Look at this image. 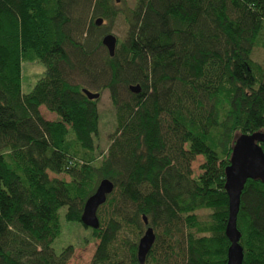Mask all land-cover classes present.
<instances>
[{"label":"trees","instance_id":"16d2710c","mask_svg":"<svg viewBox=\"0 0 264 264\" xmlns=\"http://www.w3.org/2000/svg\"><path fill=\"white\" fill-rule=\"evenodd\" d=\"M115 1L0 0V264H67L73 245L52 246L60 210L83 224L104 178L115 189L99 211L111 206L113 217L104 225L98 211L100 228L85 226L100 240L91 264H140L126 235L129 227L143 235L144 216L156 233L145 264H226L225 169L238 135L264 132V60L255 51H264V0H136L123 9ZM119 15L127 31L111 56L102 43L109 30L96 21ZM29 61L45 71L23 93ZM138 84L139 93L129 89ZM84 88L109 90L116 109L101 160L99 98ZM237 227L243 264H264V182L245 184Z\"/></svg>","mask_w":264,"mask_h":264},{"label":"water","instance_id":"95a60500","mask_svg":"<svg viewBox=\"0 0 264 264\" xmlns=\"http://www.w3.org/2000/svg\"><path fill=\"white\" fill-rule=\"evenodd\" d=\"M103 19L96 21L102 25ZM102 43L110 55L115 54L118 38L113 33H107L102 37ZM134 93H139L141 86L131 85L129 88ZM83 92L90 99H98L101 94L88 88ZM264 143V132L251 134H240L236 137L233 145L230 163L225 169V189L229 198V217L226 225V236L230 241L227 253L226 264H243L244 249L241 245V232L237 227V217L240 210L241 195L248 180H260L264 182V150L260 145ZM115 184L109 178L100 181L96 191L85 201L81 222L84 226L99 229L100 218L99 208L107 201L108 196L114 191ZM145 224L148 219L144 216ZM156 240V233L153 227L148 226L138 242L137 258L140 264H145L146 258Z\"/></svg>","mask_w":264,"mask_h":264},{"label":"rangeland","instance_id":"374dc122","mask_svg":"<svg viewBox=\"0 0 264 264\" xmlns=\"http://www.w3.org/2000/svg\"><path fill=\"white\" fill-rule=\"evenodd\" d=\"M136 0H117L115 1L117 7L120 9L126 8V7H133ZM89 16L86 17V22L89 21ZM105 25L107 26V29L109 30V33H113L117 38L118 41L121 39H124L126 36L127 31V25L125 23L124 17L119 15L116 17V19L112 22L103 21ZM102 23V24H103ZM256 57L258 60L263 61L264 60V51L257 49L256 50ZM45 71V66L43 63L34 61V62H25L22 66V92L28 93L32 90L34 84L36 81L43 75ZM92 91L96 92V90L91 89ZM101 96L98 99V108L100 112V122H99V128L98 133L95 136V142L98 146L97 152L101 155L99 156V160H101L107 153V149L111 142L112 134L115 130V114L116 109L115 106L111 100L109 90H103L100 92ZM40 112L43 115V117L47 120H57L58 115L54 112L49 111L45 106L40 107ZM204 159L202 155H198L191 163V169L193 172V176L197 175L201 172L200 165L203 163ZM51 177H59V178H65L67 180L70 179V177L66 174H60L56 175L55 173L49 172ZM117 193V192H116ZM115 193V195H116ZM119 203V207H120ZM123 210L126 208L122 206ZM66 211V207H63L60 210L61 213V222H62V230L60 233V236H58V239L56 238L52 244L55 251L57 253L61 252V250L66 247L67 245H73L74 250L73 253L68 260L67 264H91L98 244L100 242L99 239L95 238L92 233L91 229L86 228L83 224L73 221H67L64 217ZM100 217L102 219V224L106 225V222L110 218L113 217L112 208L111 206L105 205L101 208L99 211ZM199 219H208L209 218V210H200L197 212ZM121 223V221H120ZM124 222L122 221L121 225H123ZM148 227V224H146ZM145 226V228H147ZM128 228V227H127ZM145 228L143 230H145ZM128 234L127 229L124 230L122 233L119 234V239H124L125 235L130 236L128 239L133 241L139 242L138 240L140 237H138V233L133 230L132 227L128 228ZM158 233V231H156ZM144 233V231H143ZM142 233V234H143ZM126 238V237H125ZM127 239V240H128ZM121 241V240H119ZM125 251L122 249L121 253L123 254ZM121 258L125 257L123 254ZM173 261H161L157 260V262H152L150 264H172Z\"/></svg>","mask_w":264,"mask_h":264},{"label":"bare ground","instance_id":"6f19581e","mask_svg":"<svg viewBox=\"0 0 264 264\" xmlns=\"http://www.w3.org/2000/svg\"><path fill=\"white\" fill-rule=\"evenodd\" d=\"M104 24V23H103ZM100 26V25H99ZM263 46V45H262ZM255 47V46H254ZM256 51V50H255ZM23 53H24V51H22ZM40 52V51H39ZM45 52V51H44ZM44 52H42V54L44 55ZM253 52V51H252ZM36 54V53H35ZM37 54H39V53H37ZM40 55V54H39ZM38 55V56H39ZM257 55V54H256ZM254 56V55H253ZM258 56V55H257ZM36 57V56H35ZM257 58V57H256ZM23 60V59H22ZM46 61L48 60V59H45ZM252 62H254V61H252ZM51 65V64H50ZM56 68V67H55ZM255 70V69H254ZM16 80H19V79H16ZM16 80H14L15 82H16ZM18 82H20V80L18 81ZM18 84V83H17ZM20 84V83H19ZM18 87H20V86H18ZM20 89V88H19ZM184 92L185 90H181V92ZM220 102V101H219ZM82 145V144H81ZM83 146V145H82ZM84 150V149H83ZM90 153V152H89ZM93 153V152H92ZM92 153H91V156H93L92 155ZM84 155V154H83ZM88 155V154H87ZM227 193V192H226ZM88 198V197H87ZM216 219V218H215ZM207 222V221H206ZM205 223V222H204ZM205 226V225H204ZM60 236V235H59ZM57 239H58V237H57ZM229 240V239H228ZM139 241V240H138ZM230 242V241H229ZM228 250V249H227ZM228 253V252H227ZM244 260H245V258H244Z\"/></svg>","mask_w":264,"mask_h":264}]
</instances>
